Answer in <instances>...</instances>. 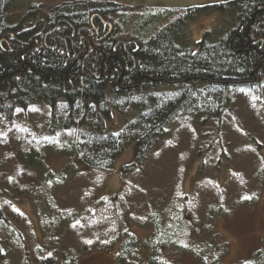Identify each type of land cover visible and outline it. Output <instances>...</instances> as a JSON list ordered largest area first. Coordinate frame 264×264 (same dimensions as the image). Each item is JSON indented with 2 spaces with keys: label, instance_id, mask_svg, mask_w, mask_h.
I'll return each mask as SVG.
<instances>
[{
  "label": "trees",
  "instance_id": "1",
  "mask_svg": "<svg viewBox=\"0 0 264 264\" xmlns=\"http://www.w3.org/2000/svg\"><path fill=\"white\" fill-rule=\"evenodd\" d=\"M14 1L0 0V264H77L116 243L117 264H164L171 246L191 252L196 264H219L228 242L214 218L264 192V0L177 9L121 0L44 9L33 2L8 22ZM163 10L168 17L147 36L116 30L121 15ZM213 12L219 20L189 41V22ZM105 20L112 25L106 34ZM56 24L45 37L71 39L67 50L63 42L52 49L42 43ZM42 108L41 125L28 121ZM113 112L124 121L107 130ZM130 142L119 186L105 193L104 177ZM47 151L67 161L43 167ZM245 155L256 166L252 175L240 162ZM57 192L74 204H58ZM29 198L44 210L37 235L21 206ZM132 224L150 227L143 263L135 262ZM226 264H264V245Z\"/></svg>",
  "mask_w": 264,
  "mask_h": 264
},
{
  "label": "rangeland",
  "instance_id": "2",
  "mask_svg": "<svg viewBox=\"0 0 264 264\" xmlns=\"http://www.w3.org/2000/svg\"><path fill=\"white\" fill-rule=\"evenodd\" d=\"M66 0H15L13 5L7 10L6 20L13 22L17 20L26 7L33 2H40L44 9L59 4ZM118 1V0H116ZM127 3H137L140 5H146L153 8H169L177 9L179 7L199 5L204 3L226 1V0H121ZM174 12V11H173ZM170 11H156L153 13L149 12H133L124 14L116 19V30H120L125 33H135L140 36H147L152 33L155 28L161 24L169 15ZM220 18L218 12L210 14L199 15L195 19L189 22L191 27L189 41L198 40L201 38L202 33L205 29H210L214 23ZM140 28L139 32L136 27ZM46 111L42 108L39 111L29 115L28 121L35 125H41L44 121ZM119 121V115L113 112L112 121L107 124V130L117 129L122 122ZM182 143V142H181ZM181 143L179 145H181ZM184 145V142L180 147ZM261 158L264 161V150L261 153ZM133 155V142L127 144L124 149L115 157L111 169L107 172L103 180L102 190L105 193L114 192L119 186L118 169L119 166L132 158ZM200 158H196L190 167V171L187 174L183 183V188L188 191L192 182L193 175L197 170ZM67 159L65 156L47 151L46 155L42 159L43 167L60 168L62 167ZM240 162L243 164V169L247 175H252L255 170L253 165V159L247 158V155L240 158ZM223 161H221V166ZM231 166V165H230ZM232 167V166H231ZM226 168L223 167V172L226 173ZM38 171V170H37ZM167 171H171L170 167L167 166ZM211 173L210 170L205 172V176ZM251 178V177H250ZM58 204L65 203L66 205H73L72 197L70 200L65 196H62L61 192H57ZM74 198V196H73ZM227 212L218 215L214 218L215 228L219 234L223 236L225 241L228 242L227 253L220 258L219 264L236 263L248 259L252 252L256 249L263 247L264 241L262 234L264 232V192L261 193L255 201L247 204H233ZM21 206L23 210L29 214L33 230L39 233L38 219L43 214L44 210L41 203L37 200L25 199ZM179 203L174 201L169 207L170 214H174ZM131 232L137 237V257L135 258L136 263H143L148 258V247L143 244V239L148 235L150 227L148 225L132 224L130 226ZM119 244H114L111 248L106 250H94L88 254L81 255L77 259V264H117L115 254L118 250ZM165 263L164 264H196V257L188 250L176 249L173 246L170 248H164L162 252Z\"/></svg>",
  "mask_w": 264,
  "mask_h": 264
},
{
  "label": "flooded vegetation",
  "instance_id": "3",
  "mask_svg": "<svg viewBox=\"0 0 264 264\" xmlns=\"http://www.w3.org/2000/svg\"><path fill=\"white\" fill-rule=\"evenodd\" d=\"M57 25V24H56ZM56 27V26H55ZM53 29H54V26L52 27ZM52 28H50V29H52ZM50 29H48V30H50ZM52 29V30H53ZM46 31L45 33H44V36L42 37V43H43V45L45 46V47H47V48H50V49H52V48H56L57 46H60V44L63 42V47H62V49H65V50H67L68 49V47H71L72 46V40L70 39V40H68L69 41V44H68V41L66 40V38H65V36H59L57 33H53L52 35H51V38H46L45 37V35L47 34V33H52V30L51 31ZM80 38V37H79ZM35 42H36V40H35ZM91 57V53H89V54H87L86 56H85V60L86 59H88V58H90ZM95 72V71H94Z\"/></svg>",
  "mask_w": 264,
  "mask_h": 264
},
{
  "label": "water",
  "instance_id": "4",
  "mask_svg": "<svg viewBox=\"0 0 264 264\" xmlns=\"http://www.w3.org/2000/svg\"><path fill=\"white\" fill-rule=\"evenodd\" d=\"M107 23H108V27H107V29H106V31H105V34L106 33H109L110 32V30H111V28H112V25H111V23L109 22V21H106ZM55 26H57V25H55ZM54 26V27H55ZM53 29V28H52ZM52 29H50V30H48V31H51ZM122 40V39H121Z\"/></svg>",
  "mask_w": 264,
  "mask_h": 264
}]
</instances>
